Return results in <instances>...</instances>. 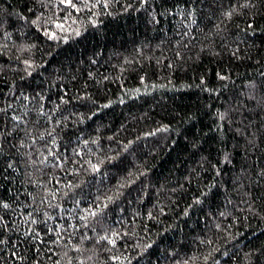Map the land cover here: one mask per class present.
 <instances>
[{
  "label": "trees",
  "instance_id": "obj_1",
  "mask_svg": "<svg viewBox=\"0 0 264 264\" xmlns=\"http://www.w3.org/2000/svg\"><path fill=\"white\" fill-rule=\"evenodd\" d=\"M0 264H264V0H0Z\"/></svg>",
  "mask_w": 264,
  "mask_h": 264
},
{
  "label": "snow or ice",
  "instance_id": "obj_2",
  "mask_svg": "<svg viewBox=\"0 0 264 264\" xmlns=\"http://www.w3.org/2000/svg\"><path fill=\"white\" fill-rule=\"evenodd\" d=\"M67 2H69V3H70V2H71V0H67Z\"/></svg>",
  "mask_w": 264,
  "mask_h": 264
}]
</instances>
